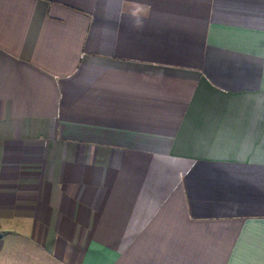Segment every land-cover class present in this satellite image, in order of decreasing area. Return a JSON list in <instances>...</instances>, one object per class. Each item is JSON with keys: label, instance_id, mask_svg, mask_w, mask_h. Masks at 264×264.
I'll use <instances>...</instances> for the list:
<instances>
[{"label": "crops", "instance_id": "1", "mask_svg": "<svg viewBox=\"0 0 264 264\" xmlns=\"http://www.w3.org/2000/svg\"><path fill=\"white\" fill-rule=\"evenodd\" d=\"M0 264H264V0H0Z\"/></svg>", "mask_w": 264, "mask_h": 264}, {"label": "rangeland", "instance_id": "2", "mask_svg": "<svg viewBox=\"0 0 264 264\" xmlns=\"http://www.w3.org/2000/svg\"><path fill=\"white\" fill-rule=\"evenodd\" d=\"M4 226H6V224H4Z\"/></svg>", "mask_w": 264, "mask_h": 264}]
</instances>
